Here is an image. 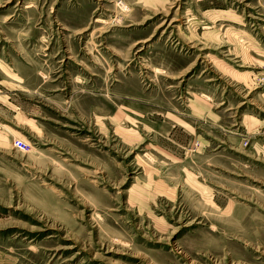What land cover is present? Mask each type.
<instances>
[{
  "label": "rangeland",
  "instance_id": "374dc122",
  "mask_svg": "<svg viewBox=\"0 0 264 264\" xmlns=\"http://www.w3.org/2000/svg\"><path fill=\"white\" fill-rule=\"evenodd\" d=\"M263 127L264 0H0V264H264Z\"/></svg>",
  "mask_w": 264,
  "mask_h": 264
},
{
  "label": "built area",
  "instance_id": "2783aa9c",
  "mask_svg": "<svg viewBox=\"0 0 264 264\" xmlns=\"http://www.w3.org/2000/svg\"><path fill=\"white\" fill-rule=\"evenodd\" d=\"M261 134L264 136V127H263L262 130H261ZM14 145H15L17 148L21 149V150H24L25 147H26V143L23 142V141L20 140V139L16 140V141L14 142Z\"/></svg>",
  "mask_w": 264,
  "mask_h": 264
}]
</instances>
